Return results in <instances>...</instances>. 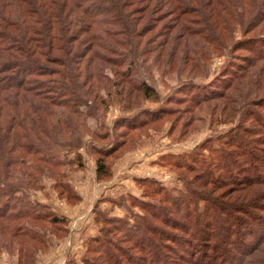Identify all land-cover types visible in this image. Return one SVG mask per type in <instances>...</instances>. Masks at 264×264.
Returning <instances> with one entry per match:
<instances>
[{
  "label": "trees",
  "instance_id": "trees-1",
  "mask_svg": "<svg viewBox=\"0 0 264 264\" xmlns=\"http://www.w3.org/2000/svg\"><path fill=\"white\" fill-rule=\"evenodd\" d=\"M213 58L224 60L214 89L193 80ZM154 69L190 79L140 109L155 95L144 79ZM112 90L126 112L140 110L107 128ZM204 107L215 134L155 163L181 189L134 178L141 215L131 224L97 210L84 264H264V0H0V252L32 263L55 232L68 234L67 218L29 197L44 178L68 195L80 149L109 180V160L134 139L181 143Z\"/></svg>",
  "mask_w": 264,
  "mask_h": 264
},
{
  "label": "rangeland",
  "instance_id": "rangeland-1",
  "mask_svg": "<svg viewBox=\"0 0 264 264\" xmlns=\"http://www.w3.org/2000/svg\"><path fill=\"white\" fill-rule=\"evenodd\" d=\"M238 55H246L245 51H239ZM224 64L223 59H214L207 68L206 75L196 74L193 80L199 84L214 82V76L219 74V69ZM175 71V70H172ZM186 75L183 70H179ZM177 72V71H176ZM152 79L145 76V80L154 90V96L147 102H142L138 108L152 109L158 106L160 101L168 96L173 89L182 81H187L185 76L176 77L178 74L162 75V71L151 70ZM108 74L111 76L110 72ZM212 89L214 83H211ZM105 109L102 112V119L105 120L107 128H112L114 121L124 115L134 114L140 109L126 112L121 101V97L116 90L108 96ZM183 108V105H179ZM86 111V108H83ZM174 118V117H172ZM200 127L196 133H192L183 138L181 143H172L165 135L150 133V138H143L140 141L134 139L133 145L129 143L126 151L120 155L112 157L111 162L112 178L106 181L97 180V159L94 152L80 149L82 155V168L76 170L71 178V192L61 197L59 188H54L55 180L44 178L40 188L30 192V200L35 204L47 206L58 216L68 219V234L59 235L55 232L50 240V246L43 247L37 252L32 263L25 264H84L87 256V245L91 238L95 237L101 229V225L96 220L97 210L112 218L131 217L133 224L135 216L141 215L137 208H131L130 196L142 198V190L139 188L134 178H154L159 184L168 190L176 192L181 189V184L177 181L175 174L168 169L158 166L157 160L162 155H185L192 153L196 146L202 143L207 137L213 136L208 130V115L206 107L197 114ZM88 128L91 131L96 129V121L92 118L87 120ZM99 125V124H98ZM230 126L223 125L218 128L217 133H223ZM165 133V131L163 132ZM88 140V137L87 139ZM68 161H74L76 154L65 153ZM75 194L79 196V201L69 200V196ZM68 196V197H67ZM0 264H19L17 253L3 249L0 252Z\"/></svg>",
  "mask_w": 264,
  "mask_h": 264
}]
</instances>
